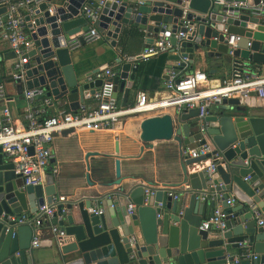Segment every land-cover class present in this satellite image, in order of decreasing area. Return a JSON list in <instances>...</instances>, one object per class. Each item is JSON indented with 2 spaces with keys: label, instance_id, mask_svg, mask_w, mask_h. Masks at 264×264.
<instances>
[{
  "label": "water",
  "instance_id": "water-1",
  "mask_svg": "<svg viewBox=\"0 0 264 264\" xmlns=\"http://www.w3.org/2000/svg\"><path fill=\"white\" fill-rule=\"evenodd\" d=\"M260 1L246 0V6ZM96 7L94 0H42L24 18L25 27L34 33L22 67L23 82H15L22 84L20 93L41 89V99L61 101L70 111L92 96L101 85L92 76L106 66L79 74L66 43L88 30L82 8L92 13ZM3 13L2 8L0 16ZM183 21L191 27L189 35L174 38L185 33ZM129 26L144 33L147 45L152 43L150 35L166 38L171 46L167 61L174 70L191 66L198 58L216 61L213 66L239 61L248 69L264 63V8L254 15L249 9L222 8L212 0H105L94 23L96 33L115 48L118 34ZM229 36L238 37L233 49L224 41ZM75 38L84 44L80 35ZM115 62L112 96L121 93L120 106H125L138 63L121 57ZM205 112L202 132L197 109L140 123L142 142L171 141L177 146L181 175L177 194L166 187L121 184L115 159L114 180L100 182L99 193L75 197L84 192L73 190L74 199L56 205L60 219H52L50 225L65 239L56 245L50 228H40L35 253H26L30 226L8 219L49 204L55 197L54 180L47 175L43 187H23L0 151V264H229L234 258L237 264H264V224L257 226L253 216L255 210L264 219V98L215 99ZM205 143L211 151L204 157L189 159L182 154L186 147ZM205 160L214 166L210 174L194 168ZM201 195L208 199L200 201ZM229 197L234 207L226 204ZM216 202L225 215V228L200 230L202 210L209 207L211 216ZM128 204L134 205L131 214ZM98 207L100 214L95 213Z\"/></svg>",
  "mask_w": 264,
  "mask_h": 264
},
{
  "label": "built area",
  "instance_id": "built-area-1",
  "mask_svg": "<svg viewBox=\"0 0 264 264\" xmlns=\"http://www.w3.org/2000/svg\"><path fill=\"white\" fill-rule=\"evenodd\" d=\"M97 7L92 13L82 8L88 19V30L86 33L79 34L84 42L98 39L94 23L97 19L99 8L105 0H94ZM42 0H0V9L4 13L0 16V31L2 39L7 43L8 52L11 57V64L8 69V76L13 82H23L22 67L28 62L27 53L32 47L30 35L34 33L32 29H27L24 21V9L26 17L33 14L36 6ZM213 4L225 9L240 10L249 9L252 14H258L264 4L260 1L255 7H247L246 0H212ZM50 13V10L48 9ZM227 13V12H225ZM228 14V13H227ZM31 23V22H30ZM185 33H177L174 38L184 39L189 35L191 27L188 21L182 22ZM76 35L70 36L66 47L72 51L79 46ZM238 37L229 36L224 38L228 48L233 49ZM171 46L166 38H158L130 61L145 62L149 58L159 54H168ZM116 73L110 69H103L92 76V79L100 80L101 85L90 96L92 104L79 103L77 108L72 111L60 112L55 115H47L46 109L50 105L47 98L41 99V89L22 90L21 98L23 106L17 109L16 116L18 124L12 121L8 104L12 100L4 95V84L0 77V151L7 163L12 167L14 175L20 177L22 186L45 185L46 176L54 177L56 168L49 167V160L52 158L48 145L52 135L64 131H101L111 129L120 119L135 116L143 113H153L171 109L178 114L184 110L197 109V122L199 132L203 131L206 123L202 122L206 115V108L215 99H237L241 100L248 96L264 98V77L254 75L239 61H233L230 74L227 79L222 81H212L199 71H192L178 74L174 69L166 72V79L163 83L164 91L158 96L148 98L145 93L137 92L133 102L125 106H117L112 99V79ZM90 80V79H88ZM37 100H41L39 106L35 105ZM211 151L209 144L194 145L182 150V154L189 159L204 157ZM196 170L204 169L207 174L213 171L214 166L210 160L199 162L194 166ZM146 193V191H145ZM175 199L176 196L172 195ZM200 201L207 200L204 195L200 196ZM64 201L63 197H53L49 204H43L37 208L33 214H21L18 218L12 217L8 221L15 225H29L32 229V237L29 247H37L36 232L40 228H50L53 240L56 245L64 240V234L56 226H51L50 221L59 217L55 215L56 205ZM231 198L226 200L227 205H232ZM134 205L128 204L126 211L131 214ZM100 214L101 210H96ZM256 224L261 226L263 220L258 219L259 214L253 210ZM226 226L225 215L216 202L211 216L204 219L199 229L207 231L209 229H224ZM229 264H237L234 258Z\"/></svg>",
  "mask_w": 264,
  "mask_h": 264
},
{
  "label": "crops",
  "instance_id": "crops-1",
  "mask_svg": "<svg viewBox=\"0 0 264 264\" xmlns=\"http://www.w3.org/2000/svg\"><path fill=\"white\" fill-rule=\"evenodd\" d=\"M261 2L264 4V0ZM21 12L26 17L25 10L22 9ZM149 38L152 39V42L158 39L157 36L152 35ZM115 42V48H111L109 42L104 40L103 36H99L98 39L84 42L82 46L79 45L72 50V63L77 67L78 73H88L102 66H106V69L116 73L115 61L118 57H121L122 60L130 59L147 45L144 33L131 26L123 27ZM168 56L169 54H159L145 62H137L138 68L132 85L133 90L126 105L133 102L137 92H143L148 98H151L159 96L164 91L163 83L166 79V72L174 66L172 62L167 61ZM233 61H224L221 66H213L217 65L216 61L198 58L193 61L191 66L175 70V72L184 74L199 71L204 73L209 80L217 82L229 77ZM0 62L3 68L1 80L4 84V95L7 99L12 100L8 107L12 121L18 124L16 111L23 106L20 93L22 84L19 85L11 81L8 76L11 57L7 43L2 39L1 31ZM211 66L213 67L211 68ZM249 71L254 75L264 77V63L249 69ZM112 99L117 106H120L122 94L117 93L115 97L112 96ZM40 101L37 100L35 105L39 106ZM83 103L91 105V98L83 100ZM67 111L69 109L66 104L50 100L46 114L49 116ZM166 114L172 116L173 111L168 109L122 118L108 130L64 131L53 134L48 145L52 158L49 160V167L46 171L48 173L49 168L57 170L53 177L56 189L55 197H63L64 200L74 199L71 197V194H74L73 190L74 192L75 190L84 192L75 197L99 193L98 184L100 182L114 180L113 161L115 159H118L119 162L121 184L166 187L177 194L181 187L177 146L171 141L145 143L139 139V126L144 119ZM189 147H194V145ZM178 200L180 199L178 198ZM234 205L233 203L230 207H234ZM97 210L100 208L98 207ZM209 212V207L202 210L205 219ZM258 219L263 220L264 224V219L260 214ZM69 240L70 238L67 239V241ZM29 252L39 251L29 249L26 253L29 254Z\"/></svg>",
  "mask_w": 264,
  "mask_h": 264
},
{
  "label": "trees",
  "instance_id": "trees-1",
  "mask_svg": "<svg viewBox=\"0 0 264 264\" xmlns=\"http://www.w3.org/2000/svg\"><path fill=\"white\" fill-rule=\"evenodd\" d=\"M11 1H18V0H11ZM1 73L3 74V68L1 67V62H0V77L2 76Z\"/></svg>",
  "mask_w": 264,
  "mask_h": 264
}]
</instances>
